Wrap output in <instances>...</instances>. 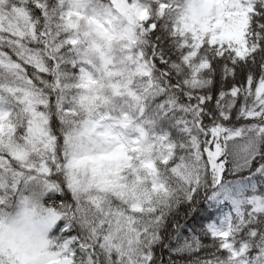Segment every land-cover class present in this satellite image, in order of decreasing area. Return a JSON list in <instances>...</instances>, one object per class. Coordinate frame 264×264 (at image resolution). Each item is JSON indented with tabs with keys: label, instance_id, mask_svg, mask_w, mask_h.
Listing matches in <instances>:
<instances>
[{
	"label": "snow or ice",
	"instance_id": "6c2138e0",
	"mask_svg": "<svg viewBox=\"0 0 264 264\" xmlns=\"http://www.w3.org/2000/svg\"><path fill=\"white\" fill-rule=\"evenodd\" d=\"M245 131L264 0H0V264H155ZM212 235L206 264H264V197Z\"/></svg>",
	"mask_w": 264,
	"mask_h": 264
},
{
	"label": "trees",
	"instance_id": "16d2710c",
	"mask_svg": "<svg viewBox=\"0 0 264 264\" xmlns=\"http://www.w3.org/2000/svg\"><path fill=\"white\" fill-rule=\"evenodd\" d=\"M217 106L231 108L232 102L218 100ZM234 127L237 131L250 129L255 122ZM229 152L222 182L214 183L211 175L202 178L191 200L182 198L173 205L169 213L175 216L171 233H150L149 251L155 264H206L210 253L205 250L219 242L210 225L219 222L226 212L233 219L247 202L264 197V180L259 179V168L264 165V141L245 131L244 136L229 141Z\"/></svg>",
	"mask_w": 264,
	"mask_h": 264
},
{
	"label": "rangeland",
	"instance_id": "374dc122",
	"mask_svg": "<svg viewBox=\"0 0 264 264\" xmlns=\"http://www.w3.org/2000/svg\"><path fill=\"white\" fill-rule=\"evenodd\" d=\"M257 201H259V199H257ZM229 220H230V214L228 212H226V215L223 218H221V220L219 222L212 223L210 225L212 232L214 230L224 228L227 225V223L229 222Z\"/></svg>",
	"mask_w": 264,
	"mask_h": 264
}]
</instances>
